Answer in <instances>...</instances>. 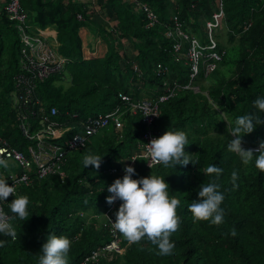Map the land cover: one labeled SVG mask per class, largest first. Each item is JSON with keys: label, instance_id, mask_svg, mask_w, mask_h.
I'll list each match as a JSON object with an SVG mask.
<instances>
[{"label": "trees", "instance_id": "trees-1", "mask_svg": "<svg viewBox=\"0 0 264 264\" xmlns=\"http://www.w3.org/2000/svg\"><path fill=\"white\" fill-rule=\"evenodd\" d=\"M137 1L155 13L153 26H147L145 14L130 0H99L101 10L114 25L101 29L102 51L90 58L83 57L79 35L91 21L86 4L76 0L20 1L30 24L42 29L55 27L58 53L69 59L59 74L37 84L34 93L47 114L53 107L57 110L51 119L74 127L64 138L80 130L81 120L112 110L120 103L119 94H129L134 100H156L164 92L162 83L166 81L170 87L176 86L174 96L159 104V117L150 128L157 136L166 128L185 133V151L192 154L191 159L199 160V165L189 164L175 171L162 163L148 168L144 159L134 164V176H166L170 197L180 202L176 210L180 226L170 237L175 244L173 255L160 257L147 240L132 243L119 232L124 254L87 264H264V171L252 163L242 164L227 148L226 136H232L225 121L248 111L251 101L264 95V0H219L224 10L222 27L213 31V37L221 59L212 72L205 74L199 69L194 79L189 78V64L176 60L175 42L165 32L176 17L201 45L209 43L205 24L218 9L215 0ZM5 2L0 0V134L25 151L28 143L16 119L19 109L11 100L16 91L13 78L19 70L20 44L3 11ZM246 24L249 27L244 30ZM124 44H130L136 53L130 59L123 55ZM184 46L183 52L187 44ZM132 62L137 63L141 77L133 73ZM158 64L167 69L163 77L155 74ZM190 82L197 92L185 88ZM260 116L264 120V112ZM140 119H127L121 132L112 127L103 129L84 148L69 153L62 168L64 178L34 177L32 185L18 191L29 197L30 216L13 222L15 240L0 235L5 240L0 245V264H37V252L49 232L66 235L72 241L68 264H81L90 251L109 242L100 217L109 209L105 197L110 195L107 185L114 177L105 171L133 153L139 134L146 128ZM262 139L264 123L243 136L242 146L258 147ZM89 150L102 155L98 168L83 166L82 157ZM209 163L224 169L218 182L225 192V220L219 225L194 220L187 207L196 198L198 185L208 182L202 171ZM234 169L239 172L235 189L230 181ZM11 199L7 197L4 205L9 213L7 200ZM233 227L235 235L231 234Z\"/></svg>", "mask_w": 264, "mask_h": 264}, {"label": "built area", "instance_id": "built-area-1", "mask_svg": "<svg viewBox=\"0 0 264 264\" xmlns=\"http://www.w3.org/2000/svg\"><path fill=\"white\" fill-rule=\"evenodd\" d=\"M20 1L6 0L2 8L11 21L20 44L19 70L13 78L16 88L14 103L19 109L16 118L18 129L22 138L28 144L25 151L18 150L0 134V156L13 161L16 165L15 170L0 171V176L7 178V183L13 184L17 193L22 187L32 185L34 177L41 179L56 175L64 178L62 168L67 154L83 148L92 136L103 129L112 127L115 131H120L124 126V120L128 116H139L141 124L146 127L145 131L141 134L133 153L120 161L114 162L106 168L105 172L121 177L123 175V165L131 164L134 166L138 159H144L146 166L149 168L158 164L153 163L145 155L144 143H147L153 136H157L150 127L159 117V104L174 96L173 89L176 86L174 85L172 88L168 82L164 81L162 83L164 92L159 95L157 100H133L129 95L119 94L121 103L106 113H97L81 120L78 124L80 130L74 132L69 138H65L64 142H60L59 140L74 127L51 119L52 116L57 114V110L53 107L47 114L34 93L37 84L51 75L59 74L65 64L69 62V59L58 53L54 46L55 41L48 40L45 29L30 24L28 13L22 8ZM78 1L83 2L84 0ZM130 1L136 3L140 11L145 14L148 21L147 26H153L156 22V15L150 7L137 0ZM215 6L218 8L217 11L212 15V20L207 21L205 24L209 43L201 45L191 32L184 30V23L176 17L173 19L172 27L165 32V36L175 42L173 51L178 56L176 60H184L186 64H189L190 79L197 76L199 69H202L205 74L212 72L215 69L216 62L221 59V54L216 51V40L213 37V31L222 27V3L215 0ZM77 18L81 20L80 15ZM248 27L249 24L244 25V30ZM184 44H187L185 52H183ZM133 69L136 72L137 66L134 65ZM165 71L167 69L162 64H158L155 74L161 76ZM185 88L191 89L193 92L198 91L196 87L191 86V82ZM74 117L76 116L74 115ZM255 148L257 147L253 149ZM133 156L137 160H128ZM119 203V200L113 201L109 209L101 216L104 221L103 225L109 233V242L90 251L83 258L81 264L93 263L101 258L107 259L113 254H124L122 237L109 219V217L114 219V212ZM5 204L6 201H0V207L3 209Z\"/></svg>", "mask_w": 264, "mask_h": 264}, {"label": "clouds", "instance_id": "clouds-1", "mask_svg": "<svg viewBox=\"0 0 264 264\" xmlns=\"http://www.w3.org/2000/svg\"><path fill=\"white\" fill-rule=\"evenodd\" d=\"M134 65L137 66L136 72L133 69ZM130 68L133 73L139 77L142 76L136 62H132ZM251 105L252 107L243 114L236 115L231 120H225L229 126L228 133L232 136V138L226 136L227 148L239 156L242 164L252 163L256 168L264 171V139L258 142V147L255 149L242 146L243 136L252 132L257 125L264 123L260 116V113L264 112V95L256 96L251 101ZM131 117L135 116L126 117L124 124ZM123 128L116 132H121ZM92 137L88 143L91 142ZM187 145L188 140L185 133L166 128L162 134L153 136L147 143H144V149L145 155L153 163H162L175 171L177 167L182 169L189 164L199 165V160L191 159L192 154L185 151ZM101 158L102 155L89 150L82 157L83 166L91 165L93 168H98ZM128 160L137 159L133 156ZM9 167V161L0 156V168ZM223 171L224 169L215 163H209L203 168L202 172L204 176H208V182L202 181L198 185L196 198L187 205L194 220H206L214 225L224 222L225 208L222 202L225 199V192L221 190V184L218 182ZM135 172L133 165L124 164L123 175L121 177L113 175L114 180L107 185V191L110 193L105 197L107 203L120 201L114 212V219L111 217L109 219L114 228L129 242L147 240L160 257H169L173 255L175 249V244L171 242L170 237L177 232L180 226V219L176 212L180 207V202L170 197L166 176L154 173L134 176ZM238 177L239 172L234 169L230 174L233 189L238 187ZM7 180L0 176V201H6V198L12 195V199L7 200L11 214L0 207V235L16 239L17 231L13 222L17 219L24 221L30 216L29 197L26 194L17 193L13 184L10 185ZM231 234H236L234 227ZM4 243L5 240L0 239V245ZM71 243L68 236L49 232L37 252V264H68Z\"/></svg>", "mask_w": 264, "mask_h": 264}, {"label": "crops", "instance_id": "crops-1", "mask_svg": "<svg viewBox=\"0 0 264 264\" xmlns=\"http://www.w3.org/2000/svg\"><path fill=\"white\" fill-rule=\"evenodd\" d=\"M78 1V0H76ZM87 1V0H86ZM2 3V2H1ZM84 3L89 7L91 21L88 23L86 28H83L79 31V35L83 40L82 54L84 58H90L96 56L97 53L102 51L103 43L101 42V36L99 32L104 26H113L114 21L107 18L104 15V12L101 10L99 5V0H88ZM46 36L48 40L55 41L54 46L58 50L59 44L57 43L56 38V29L54 26H49L45 28ZM123 55L125 58L130 59L132 54H136L133 47L130 44H124Z\"/></svg>", "mask_w": 264, "mask_h": 264}, {"label": "rangeland", "instance_id": "rangeland-1", "mask_svg": "<svg viewBox=\"0 0 264 264\" xmlns=\"http://www.w3.org/2000/svg\"><path fill=\"white\" fill-rule=\"evenodd\" d=\"M78 2H79V1H78ZM83 2L88 3V0H87V1L84 0ZM198 36H200V34H199ZM67 83H68V82L65 81V82H64V85L66 86ZM199 83H200V84H205V82H202V81H200V80H199ZM11 98H12L11 100H12L13 103H14V102H15V98H16V97H15V92H13V93L11 94ZM98 133H99V132H98ZM93 137L95 138V136H93ZM94 138H93V139H94ZM8 161H9V165H10V167L7 168V169L0 168V171H1V172H2L3 170H9V169H10V170H15L16 165L13 163V161H11V160H8ZM86 219H87V221L89 220L88 218H86ZM99 220L101 221V219H98L97 222H96V225H98V223L100 224V221H99Z\"/></svg>", "mask_w": 264, "mask_h": 264}, {"label": "bare ground", "instance_id": "bare-ground-1", "mask_svg": "<svg viewBox=\"0 0 264 264\" xmlns=\"http://www.w3.org/2000/svg\"><path fill=\"white\" fill-rule=\"evenodd\" d=\"M223 6V5H222ZM224 12V10H222ZM181 18V17H180ZM179 19V18H178ZM58 25V24H57ZM58 28V26H57ZM168 30V29H167ZM225 41V40H224ZM172 42V41H171ZM185 47V46H184ZM156 67V66H155ZM156 76V75H155ZM162 76V75H161ZM158 77V76H157ZM163 77V76H162ZM163 82V81H162ZM36 92V91H35ZM45 105V104H44ZM43 106V105H42ZM59 122V121H58ZM141 135V133L139 134ZM124 157V156H123ZM44 180V179H43ZM27 189V188H26ZM99 192V191H98ZM102 192V191H101ZM102 194V193H101ZM102 201V200H101ZM102 204V203H101ZM88 210V209H87ZM95 219V218H94ZM93 220V219H92ZM96 221V220H95ZM98 226H99V223H98ZM104 226V225H103Z\"/></svg>", "mask_w": 264, "mask_h": 264}]
</instances>
